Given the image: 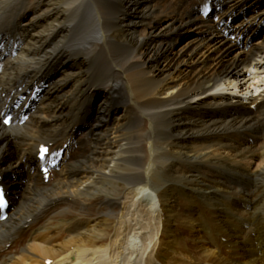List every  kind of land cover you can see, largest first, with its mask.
<instances>
[{
    "label": "bare ground",
    "instance_id": "6f19581e",
    "mask_svg": "<svg viewBox=\"0 0 264 264\" xmlns=\"http://www.w3.org/2000/svg\"><path fill=\"white\" fill-rule=\"evenodd\" d=\"M188 1L0 0V178L12 203L0 221V264H142L144 254V264H264V111L257 113L264 108V0ZM198 4L202 14L229 4L220 14L226 18L192 19ZM250 4L256 7L247 13ZM40 7L32 23L50 17L30 28L27 17ZM192 24L198 33L172 52V37ZM113 27L126 39L113 38ZM53 38L56 46L45 51ZM23 42L24 56L13 59ZM96 51L109 56L113 80L88 85L61 122L62 84L84 76L72 63ZM58 68L71 74L55 82ZM94 86L112 100L92 113ZM116 94L132 103L124 112L134 115L136 142L120 130L100 134ZM31 96L39 105L24 107ZM194 112L198 118L185 117ZM46 142L48 159L60 156L65 165L45 182L36 155ZM85 153L83 163L72 161ZM20 176L38 197L16 189ZM117 179L124 189L112 198L108 186Z\"/></svg>",
    "mask_w": 264,
    "mask_h": 264
},
{
    "label": "rangeland",
    "instance_id": "374dc122",
    "mask_svg": "<svg viewBox=\"0 0 264 264\" xmlns=\"http://www.w3.org/2000/svg\"><path fill=\"white\" fill-rule=\"evenodd\" d=\"M31 1V0H30ZM56 1V0H55ZM167 1V2H166ZM231 2H230V4H233V3H235V2H237V1H241V0H230ZM178 2H179V0H161V3H162V5L163 6H165L166 5V3H169V4H171V5H177L178 4ZM243 2H246V0H243ZM184 4H185V6H187V4H190L189 3V1L188 0H184ZM226 4V3H225ZM224 4V7H226V6H228L229 4H227V5H225ZM0 5H1V3H0ZM11 5L13 6V10H15V12L14 13H16L17 11H18V5L17 4H14L13 2H11ZM199 5V4H198ZM43 6H44V4H43ZM44 7H46V6H44ZM44 7L42 8V9H44ZM254 7H256V5L255 4H250L249 5V9H248V11H247V13L249 12V11H251V9L252 8H254ZM198 8H199V10H198V12L194 15L193 13L194 12H191V18L192 19H194L195 18V16H199V17H201V15H202V18L204 19V20H206V21H204V23H210L211 21H213L214 19H216V17H217V15H218V13H211L210 15L211 16H204L203 14H202V12H201V8H202V6H198ZM42 9H41V7L40 8H38V9H35L33 12H31L30 13V15L27 17V19H28V24H29V26H30V28H37L38 26H39V24H40V22L43 20V18H45V17H50V16H48V15H41V16H38L37 17V22H35L34 24L32 23V21H31V19L33 18V17H35L37 14H39V13H41L42 12ZM196 10H197V8H196ZM222 11V9H219L218 10V12L219 11ZM12 11V10H11ZM175 11V9H170V12L171 13H173ZM223 11H225V10H223ZM190 15H189V18H190ZM39 17H42V18H39ZM10 20H13V17L11 16L10 18H9ZM26 19V20H27ZM167 18H165L164 20H163V23L165 22V20H166ZM26 20L25 21H23V22H26ZM172 21H174V20H172ZM241 21V18H240V15H238L235 19H233V21L231 22V25H237L238 24V22H240ZM175 23V22H174ZM43 24L44 23H41L40 24V26H39V28L40 27H42L43 26ZM234 25V26H235ZM253 26V25H252ZM251 26V24H250V26H249V28H253L255 31H257V29L256 28H254V27H252ZM195 27V25H193L192 24V26H191V28L189 29V30H187V31H182L181 33V36L182 37H177L176 35H174L173 37H172V41H171V51L173 52V51H175V50H178L179 49V47H181L184 43H185V41L187 40V39H192V38H194L195 37V35H196V33H198V30L196 29V28H194ZM262 29V28H261ZM187 32V33H186ZM257 32H259V31H257ZM114 33V34H113ZM176 33V32H175ZM172 33H169V34H167V35H163V36H161V40L163 41V42H167V39H168V37L171 35ZM260 34L262 35H264V29H262L261 31H260ZM185 35V36H184ZM112 36H113V38H115V39H117V40H125L126 39V35H125V33H124V29L122 28V27H113V29H112ZM57 39V38H56ZM56 39L55 38H53V43L51 44V45H49L48 47H46L45 48V51H50V49L53 47V46H56ZM242 39H244V37L242 38ZM59 40H61L60 38H59ZM173 42V43H172ZM239 44H241V42L240 43H238L237 44V46H239L240 47V45ZM27 50V43L26 42H23V44H22V46H21V48L17 51V54L15 55V56H13V59L17 56V55H19V56H24V54H25V51ZM45 51H42V52H40V55H44L45 54ZM5 52H7V51H5ZM65 52H67V51H65ZM65 52H63L64 54H65ZM32 53V52H31ZM200 53H201V50L200 51H198V52H196L195 53V57L196 58H200L199 57V55H200ZM45 57V56H44ZM51 59H58L57 57H59L58 56V54H52L51 56ZM50 57L48 58V59H50ZM83 56H81V55H78V59H80L78 62H74V63H72L73 65H72V68H71V70H73V71H77V72H81V73H83L84 74V76H82V77H75L74 78V80L72 81V79H69V84H62V89H60V91H59V93H58V98L57 99H59V98H62V97H65L66 98V96H68V99H67V105H66V108H65V111H64V113H65V115H64V117L63 118H61V122L63 121H65V118L66 117H69L70 115H71V113H68V112H72V111H74V112H76L77 110L75 109V108H77L78 107V105H77V103H79V101L83 98V95H84V92L86 91V88H87V86L88 85H90V84H96V85H101L102 84V82H104V81H110V79L111 80H113V78H112V71L110 70V68H109V64H108V59H109V56L107 55V54H101L100 53V51H96L93 55H91L90 57H91V59H90V57L89 58H87L86 60L85 59H83V60H81V58H82ZM47 59V60H48ZM50 59V60H51ZM88 59H89V61H88ZM44 61V60H43ZM87 61V62H86ZM68 62L69 63H71V61H69L68 60ZM112 62V61H111ZM111 62H110V64H111ZM106 63V64H105ZM77 64V65H76ZM106 65V66H105ZM164 65H165V62H164V60H160L159 61V64H158V69H163L164 68ZM37 66V65H36ZM184 66L183 65H181V67L180 68H183ZM45 70H47V67L45 68ZM44 69H43V71H45ZM80 70H82V71H80ZM69 71V72H68ZM157 72V71H156ZM67 74H71L70 73V69L69 70H62V69H60V68H58L57 70H56V73H55V75H54V78H53V80L55 81V82H59L60 80H64V76L65 75H67ZM46 76V73L45 72H43V73H41V77H45ZM21 78V76L18 74L14 79L15 80H19ZM123 85H125L126 86V89H128L127 88V86L129 87V85H128V83H124ZM95 87L96 86H94V90L92 91V93H91V95H94V97H92V102H91V107H92V109H91V112H94V111H96V109L98 108V107H100L101 105H105V104H107L108 105V101H110V99L112 100V97L111 96H109V98H108V95H106V94H102V93H100L99 91H98V88L95 90ZM98 91V92H97ZM126 92L127 93H129L128 92V90H126ZM117 93H118V91H117ZM119 96L120 95H122V97H125V94H124V91H123V89H121L120 88V90H119ZM118 94H117V96L115 95L114 96V99H115V106H116V109L114 108V110L112 109V107L111 106H109V109H110V115H109V120H108V122L106 123V126L104 127V132H100V134L101 135H103L105 132H107L110 136H112V131H114L115 133H117V132H124V136H126L127 137V140H128V142L130 141V142H132V141H137L136 139H134L135 138V136L133 137V133H134V135H135V130H136V126H135V124H134V122H135V118H134V115H132V114H130V112L128 113V112H124V106H126V109H128V101H125V103H127V104H125V105H123L122 104V102H121V99L119 98V96H118ZM96 96V97H95ZM206 96H208V95H206ZM205 96V97H206ZM161 98V97H160ZM38 100V99H37ZM55 100H56V98H55ZM39 101V100H38ZM48 101H50V99H48ZM88 103V102H87ZM37 105H39V102L36 104V106ZM204 105V104H203ZM201 106L202 108H204V106ZM129 106H132V103L129 105ZM111 107V108H110ZM46 109H48L49 110V106L48 105H46ZM262 111H264V108H260L259 110H258V113H260V112H262ZM74 112H73V114H74ZM199 112H194V113H185L186 115H188V116H185L186 118H188V119H191L192 118V116L194 115V117L195 118H198L197 117V115L196 114H198ZM66 114H68V115H66ZM184 115V114H183ZM71 117V116H70ZM73 120V119H72ZM123 122V123H122ZM114 123V124H113ZM123 128H122V127ZM118 127H119V129H118ZM110 128V129H109ZM114 128H116V129H114ZM113 129V130H112ZM116 130V131H115ZM120 130V131H119ZM262 130L264 131V126L262 127ZM81 134V133H80ZM85 135L82 137V138H85L86 136H88V134L87 133H84ZM95 140H96V135H93V139L91 140V147H94L95 146ZM138 144V143H137ZM95 150H98V148L97 149H95ZM90 155V154H89ZM88 155V156H89ZM85 156H87L86 155V153L83 155V156H75V158H74V161H82V163H83V161H86L85 159ZM133 159V158H132ZM258 160V159H257ZM74 163V162H73ZM75 164H78V162L77 163H74L73 165H75ZM187 164V163H186ZM134 165L136 166V162L133 160V163L131 164V166H133L134 167ZM65 168V167H64ZM157 168H158V166H157ZM177 168H179V167H177ZM141 170V172H144L145 170H142V169H140ZM125 171H128V169H125ZM17 178H19L18 179V181H16L15 182V187H16V189L17 190H20L21 188H22V191L24 190V192H25V199H27V198H32V197H38V195H35V193L33 192V189H26L25 188V183L26 182H21V179L22 178H24V177H17ZM165 178V177H164ZM19 185V186H18ZM110 185H111V187H110ZM108 187H109V189H110V192H109V195L112 197V198H117L118 197V195L122 192V190L124 189V183H123V181L122 180H118L117 179V181L115 180V181H113L112 182V184H110ZM29 192V193H28ZM29 196V197H28ZM23 201H24V198H23ZM174 215V216H173ZM170 216V215H169ZM176 219H177V216L175 215V214H171V217H169V220H168V222H170V223H174V222H176ZM107 222V221H106ZM106 222H104V223H102V226L104 227L105 225H106ZM118 264H124V262H123V260L122 261H118ZM142 264H144V259L142 258Z\"/></svg>",
    "mask_w": 264,
    "mask_h": 264
},
{
    "label": "snow or ice",
    "instance_id": "6c2138e0",
    "mask_svg": "<svg viewBox=\"0 0 264 264\" xmlns=\"http://www.w3.org/2000/svg\"><path fill=\"white\" fill-rule=\"evenodd\" d=\"M206 14H207V12H206ZM3 123H4V124H7V123H9V120H8V119H4V120H3ZM42 151H43L44 153H47L48 149H47V148H43Z\"/></svg>",
    "mask_w": 264,
    "mask_h": 264
}]
</instances>
